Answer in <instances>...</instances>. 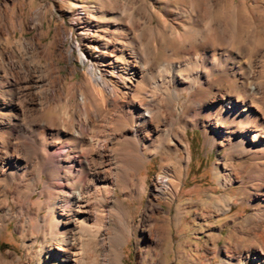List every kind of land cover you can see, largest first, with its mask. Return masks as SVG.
Segmentation results:
<instances>
[{
	"label": "bare ground",
	"instance_id": "1",
	"mask_svg": "<svg viewBox=\"0 0 264 264\" xmlns=\"http://www.w3.org/2000/svg\"><path fill=\"white\" fill-rule=\"evenodd\" d=\"M210 1L186 0L189 9L175 13L189 26L184 35L201 37L189 50L180 47L178 62L162 66L153 52L144 58L137 38L124 33L123 45L130 51L127 64L119 66L117 55L115 61L100 55L82 81L60 86L50 80V87L37 95L28 84H40L41 79L24 64L14 78L2 67L6 75H0V88L6 92H0V234L7 218L18 217V231L26 240L36 222L44 236L43 251L47 249L51 258L65 264H97L87 250L98 246L102 229L111 223V210L118 211L112 221L129 227L126 201L115 199L116 188L143 197L147 179L140 175L148 156L159 154L162 166L149 208L156 212L162 201L179 198L186 171L181 151L189 160L187 128L201 126L208 142H226L231 160H239L230 166L234 179L260 197V212L247 222L254 231L250 241L258 255L264 254V9L224 7L213 18ZM219 18L225 29L215 24ZM222 34L238 53L220 46ZM184 35L177 39L183 42ZM71 36L66 33L65 39ZM98 46L93 42L86 48ZM244 48L247 59L241 57ZM86 53L79 44L65 50L68 58L83 64ZM185 92L183 106L176 109L177 122L170 120L173 100ZM59 105L64 109L61 116ZM181 117L183 125L176 128ZM220 124H227L223 133ZM232 182L228 178L223 186ZM35 194L39 197L33 202ZM112 262L106 258L104 263Z\"/></svg>",
	"mask_w": 264,
	"mask_h": 264
},
{
	"label": "rangeland",
	"instance_id": "2",
	"mask_svg": "<svg viewBox=\"0 0 264 264\" xmlns=\"http://www.w3.org/2000/svg\"><path fill=\"white\" fill-rule=\"evenodd\" d=\"M210 3L214 8L213 18H218L224 7L246 4L264 9V0H211ZM188 9L186 0H0V75H6L2 69L5 67L12 74L10 78H14L20 72L19 64H24L35 79H41L40 84L36 80L28 84L35 95L48 89L50 80L56 79L60 86L82 81L84 73L100 55L113 56L114 61L117 55L119 66L129 62L130 51L123 45L124 33L131 40L137 38V49L144 58L153 52L160 65L181 61L180 47L189 50L193 42L201 39L195 34L184 35V29L189 26L176 18L175 13ZM215 24L226 28L220 18ZM66 33H72L68 40ZM180 34L187 39L183 42L177 39ZM221 38L223 49L238 53L229 47L226 34ZM93 42L99 46L87 49L86 45ZM77 44L87 52L85 64L65 54V50ZM240 53L248 58L247 49ZM0 92L6 90L0 88ZM184 94L183 98L173 100L170 120L177 122L180 115L176 109L183 106L188 96L187 92ZM56 107L57 115L61 116L62 105ZM182 119L175 123L176 128L183 125ZM218 127L223 133L227 124ZM186 139L189 160L186 162V153L181 151L184 161L181 167L185 166L186 171L179 198L162 201L156 212L149 208L151 189L163 157L148 156L140 175L147 179L143 197L127 196L126 191L116 188L115 199L126 201L129 227L112 221L118 211L111 210V223L102 229L98 246L87 250L95 263L105 264V259L110 258L113 264H264V254L258 255L256 244L250 241L254 231L247 222L260 212V197L255 190L242 188L243 182L234 179L231 167L239 160H231L226 142L217 145L208 142L201 126L187 128ZM5 169L6 172L11 169L8 162ZM219 172L223 173L221 177ZM228 178L233 182L224 187L223 181ZM246 185L250 187L245 181ZM38 197L35 194L32 201ZM12 206L17 210V205ZM36 211L34 207L33 212ZM2 214L0 210V217ZM42 215L47 217V211L43 210ZM6 220V228L0 234V264H65L51 258L47 249L43 251L44 236L36 222L33 233L24 240L18 231V217ZM260 233L263 239L264 227Z\"/></svg>",
	"mask_w": 264,
	"mask_h": 264
}]
</instances>
